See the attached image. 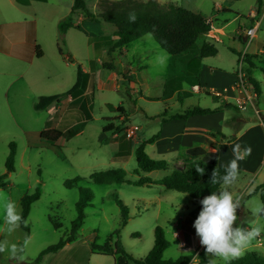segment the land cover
Masks as SVG:
<instances>
[{
	"label": "rangeland",
	"instance_id": "374dc122",
	"mask_svg": "<svg viewBox=\"0 0 264 264\" xmlns=\"http://www.w3.org/2000/svg\"><path fill=\"white\" fill-rule=\"evenodd\" d=\"M251 1L162 0L194 13H203L211 20L214 16L219 18L223 15L215 10L219 8H228L243 15L226 29L224 42L218 45V54L203 60V65L211 69L205 68L202 91L191 87L190 81L196 78L186 69L183 71L181 65L178 67V58L169 56L151 35L129 44L124 52L110 53L116 40L115 26L102 20L90 21L85 13L83 18L90 22L81 26L83 31H71L65 45L58 43L55 21L50 23L46 18L39 21L44 55L41 59L33 55L29 65H22L11 58L7 47L1 49L0 176L6 172L5 161L12 142L17 145V155L15 172L5 180L6 189L0 190V264L31 263L46 247L71 236L80 189H87L94 196L85 209V224L73 234L74 241L57 253L45 256L42 264H119V260L112 256L93 254L91 248L93 242L103 245L109 239L113 245L118 237L127 251L137 259H144L154 246L156 227L164 230L171 243L164 253L165 259L192 256L189 264H203L209 260L225 264L221 258L206 254L200 244L193 225L202 207L191 197L167 190L160 184L99 185L91 176L118 168L126 172L129 183L144 177L158 181L170 175L172 164L151 173L138 170L135 151L139 133L142 139H149L161 130L163 118H168L169 122L171 116L192 107L210 109L218 106L215 91L223 92L229 99L227 104L236 107L225 109L226 122L242 116L250 120V124H257L259 118H264V55L259 54V60L252 58L261 49L260 40H264V32L258 33L259 38L246 50L248 56L244 69L250 68L249 63L253 65L250 70L261 85L262 95L259 100L253 97L252 105L247 104L245 109H241L237 98L244 99V95L231 89L234 86L231 75L237 71L240 57L235 51L240 50L242 55L246 48L242 47L238 32L239 28H247L249 24ZM110 3L109 0L96 2L99 12L94 15L98 18L102 11L110 8ZM235 14L229 17L234 18ZM93 34L97 37L92 42L89 37ZM17 41L22 43L17 46L22 48L20 56L30 58L34 54L32 36L18 35ZM90 43H95L91 50ZM78 66L89 71L85 91L78 98L81 104L66 106L67 96H63L60 104L37 111L34 106L40 97L65 94L73 87ZM255 110H258V115ZM110 124L118 126V131L103 133V127ZM238 126L239 122H232V129L226 137H231ZM59 130L61 133L58 134ZM70 130L81 132L71 136L68 134ZM247 141L252 145L247 161L259 159L264 151L261 129L256 127L242 144L246 145ZM155 151L150 145L146 147L148 155L158 160L161 157L155 155ZM263 168L264 164L258 176L246 178L239 174L237 181L227 186L235 197L240 198L241 207L236 213L240 222H236L234 227L250 228L257 223L262 226L260 235L238 258L255 254L264 261V218L251 214L253 208L263 204L260 195L253 194L263 182ZM36 190H40L41 197L32 205L27 219L30 232L21 228L20 221L18 226L9 230L4 220V205L9 200L15 201L21 214V199ZM117 199L124 202L129 212L125 226L121 225L122 214ZM55 224L61 228H56ZM180 228L183 231L176 235ZM118 229L119 236L115 234ZM6 248L11 253L7 259L2 253ZM127 264L133 263L128 261Z\"/></svg>",
	"mask_w": 264,
	"mask_h": 264
},
{
	"label": "trees",
	"instance_id": "16d2710c",
	"mask_svg": "<svg viewBox=\"0 0 264 264\" xmlns=\"http://www.w3.org/2000/svg\"><path fill=\"white\" fill-rule=\"evenodd\" d=\"M87 1L89 0H74L72 12L69 16L61 20L58 24V43L66 44V35L70 29H78L75 25L73 17L74 11L82 10L90 21L100 20L113 24L116 27L115 37L116 41L111 47V52L124 47L129 44L140 40L146 35H151L158 46L164 50L169 56L180 57L187 52L194 54L198 53V58L214 57L217 54L216 47L209 43L203 42L202 45H198V41L202 39L207 33L211 31L212 23L207 16L203 14L194 13L190 10L179 7L178 5L169 4L166 7L160 5L156 0H147L146 2H137L135 0H123L118 2H111L108 10L102 11L99 15V19L92 14L87 8ZM236 2L242 0H233ZM257 12L261 11V0H258ZM135 17V19H131ZM37 50L39 47H36ZM58 50L61 53V48L58 46ZM195 51H197L195 53ZM38 56L41 57L40 53ZM198 60V59H197ZM73 63V62H72ZM250 68L253 66L249 63ZM250 68L247 69V77L251 84L254 93L257 97L261 95L260 83L252 77ZM85 83L84 71L78 66L76 82L73 87L65 94L49 95L40 97L38 103L35 104L37 111L45 110L53 104H59L60 99L63 96H72L80 92ZM199 81L191 80L190 85H198ZM236 108L232 104H226L219 108L220 110ZM211 109H202L200 107H192L187 109L182 115L172 116L171 119H188L192 116L207 115L217 112ZM237 121L239 126L234 130L231 137H226L221 133L212 134L213 136H220L221 139L232 142L235 140L236 134L244 127L245 119L242 116L234 117L230 121L226 122L227 128H231V123ZM163 122H168L167 119H163ZM264 123V118H262ZM119 127L113 124L103 127V133H110L118 131ZM81 130L73 133L72 130L68 131V134L74 135L80 133ZM61 133L60 130L58 134ZM155 135L146 142L140 143L135 151L136 162L138 170L146 173H151L155 170H162L167 168V162L164 160L156 161L152 159L145 151L146 144H152ZM17 155V145L12 142L10 144V151L5 161L6 172L0 176V189L6 187L5 180L11 173L15 172V159ZM218 153L214 157L212 164H206L202 161L186 159L190 168L186 171L174 170L170 175L164 177L161 180L153 181L150 177L141 178L137 182L129 183L126 179V172L121 169H114L105 172H97L91 176V179L95 184H112V183H128L135 186H145L151 184H160L165 189L176 191L178 193L185 194L191 197L201 207L200 200L205 196L210 195L212 191H219L223 185L220 183L212 184V173L216 170L217 176L224 174V167L218 165ZM78 180H75L77 182ZM73 187V186H70ZM80 199L76 203L77 217L71 224L72 235L67 238L63 237L57 244L46 247L38 256V258L29 264H42L45 256L54 254L64 248L68 243L74 241V235L85 224V209L90 206L94 196L87 189H80ZM254 195H260L262 203L264 204V182L259 185L253 192ZM41 197L40 190H36L31 195H25L21 199V228L29 233L30 229L27 224L31 207ZM117 205L120 208L122 214L121 225L125 226L129 219V212L127 206L122 200L117 199ZM238 217V216H237ZM239 221V218L237 219ZM56 228L60 229L61 225L55 224ZM115 234L119 236L120 229L115 231ZM112 241L106 244L99 245L96 242L92 243V253L95 255L112 256L114 259L119 260V264H127L131 261L135 264H189L192 260V256H181L177 260L164 259V252L171 246V243L166 239L165 232L161 227L155 229V242L152 249L144 259H137L131 252L124 248V245L120 238L111 245ZM201 252L200 254H202ZM203 264H209L205 261ZM229 264H264L262 259H259L255 254H250L242 258H236L229 262Z\"/></svg>",
	"mask_w": 264,
	"mask_h": 264
},
{
	"label": "crops",
	"instance_id": "0c3cea01",
	"mask_svg": "<svg viewBox=\"0 0 264 264\" xmlns=\"http://www.w3.org/2000/svg\"><path fill=\"white\" fill-rule=\"evenodd\" d=\"M98 1L99 0H89L86 3L88 10L92 14H97V12H99V8L95 4ZM109 1L118 2L123 0H109ZM156 1L162 6L174 4L170 2L163 3L162 0H156ZM2 3L4 4L2 5ZM73 4H74V0H0V5H1L0 51L3 47H7V50L10 51L9 56L15 60L20 61L21 64L25 66L32 63L33 55L34 58L37 59L43 58L44 52L41 46V38L39 37L41 32L40 29L41 26L39 25V21H41L43 18H46V20L48 19L49 21H51L50 23H52V21H55L54 23L58 29L59 22L71 14ZM257 5H258V0L251 1V4L248 9V18H247L249 24L247 28H239L238 34L240 35V42H242V47L246 45L245 43L246 38L243 33L244 30L255 26L257 27V34L264 32V0H261L260 13H258L256 10ZM215 10L217 12H221L223 15H220L219 18L218 16H214L213 20L208 18L212 23L211 31L207 33L202 39H200L197 44L200 46L202 45L203 42H209L216 47L218 54V45L224 42L223 38L224 36H226V29L243 15L238 12H232V10L228 8H219ZM234 11H239V10H234ZM234 13H236L235 14L236 16L234 18L233 17L230 18L229 15L232 16ZM198 14H203V13H198ZM73 17L75 20V25L78 27V29H70L67 32L66 43L68 42V35L71 31L73 30L83 31V28H81V26L87 25L88 22H90L87 21L86 18H83L84 11L82 10L74 11ZM45 25H47V22L45 23ZM50 27H52V25H50ZM45 32L47 34L46 28H45ZM18 35L32 36L33 44L31 45V47L34 50V54H32L30 58H25L24 56H20L19 53H21L22 48H17V46L20 47V44L22 43H19L17 41ZM90 36L91 37L89 38H91L90 40L92 42H93V38L97 37L96 34ZM258 38L259 35H257L255 39ZM260 42H261L260 44L261 49L259 50L258 54H253L252 57L253 60L255 59L259 60V54L264 55V40H260ZM94 44L90 43L89 50H91L94 47ZM37 46L39 47L38 50L36 48ZM124 48L121 49L122 52H124ZM118 50L119 49L110 53H116V51ZM14 53L16 54L14 55ZM38 53H40L41 57L38 56ZM190 53L192 52L189 51L184 55L177 57L178 67L179 65H181L183 71L186 69V72L191 74V76L197 78L199 84L191 87L192 88L198 87L202 91V88H204L203 73L205 72V68L208 69L211 68L203 65L202 62L206 58L199 59L198 53L197 54L192 53V56L190 55ZM235 53L238 55V57L241 55L240 50L235 51ZM83 71H84V80H85L89 71H86V69H83ZM231 79L233 83H235V73L234 75L233 74L231 75ZM85 84L86 82L84 83L80 92L72 96H67V100L65 103L66 106L68 104H74V105L81 104L80 102H78V98H80V95L85 91ZM218 93L219 95H216ZM261 95H262V89H261ZM215 96L218 99L217 100L218 106H215L210 109L211 110L218 109L217 112L213 114L198 115V116H192L188 119H177V120L171 119L172 118L171 116L169 122H163V127L157 133L158 136L155 138L154 142L152 144H146L145 151H146V147L150 145L152 148L156 149V151L154 152L155 155H159L161 157L158 160L151 157L152 159L156 161L164 160L167 162V166L172 164L173 165L172 171L174 170L186 171L190 168L189 164L186 162V159L197 160L202 162L205 161L210 165L213 163L216 153H218L219 156L218 165L225 167L232 159L235 158V154L233 153L232 149L235 145L239 144L241 146V152H240L241 158L238 162L240 174H244L246 178L250 177L251 175H255V176L260 175V167L264 164V151L262 156L261 155L259 156L260 157L259 159L256 158L248 162L246 158L248 157L249 152H245L243 151V149L250 148L252 151V145H250L248 141L246 145H244L242 144V141L244 139H248L250 137V134L253 132V130L256 127H259L261 129L262 137L264 141V123L259 118L258 119L259 123L250 124V120L244 117L245 119L244 127L236 134L235 140H233L232 142H227L226 140L221 139L220 136H213L212 134H216V133H221L225 136H228L230 134V128H227L226 126L227 117L225 118V114L227 113V111H225V109L223 110L219 109L225 106L227 102H229V99L225 96V94H223V92L220 91H215ZM233 96H236V94H234ZM260 96L257 97L258 100ZM60 103H61V99L59 104ZM53 105H58V104H53ZM182 114H184V112L175 115H182ZM163 119H167L168 121V118H163ZM139 135H140L139 140H136L138 141V145L152 138L151 137L149 139H142L140 133ZM167 156L171 158H167ZM244 159L246 160L244 161ZM262 181L264 182V171H263ZM2 189H6V187L1 188L0 190ZM182 231L183 230H181L180 228V230H177V232L175 233L176 235H178V233ZM1 240L2 239H0V241ZM9 251L10 250L6 248L5 252H2L5 259H7L6 257L11 256V253ZM10 264H29V263L16 262Z\"/></svg>",
	"mask_w": 264,
	"mask_h": 264
},
{
	"label": "clouds",
	"instance_id": "9594fccd",
	"mask_svg": "<svg viewBox=\"0 0 264 264\" xmlns=\"http://www.w3.org/2000/svg\"><path fill=\"white\" fill-rule=\"evenodd\" d=\"M131 19L134 20L135 17ZM232 151L235 158L224 167V174L218 177L216 170L212 173L211 183H220L225 187L219 191H212L210 195L200 200L202 209L193 225L205 253L221 258L225 264L238 258L262 231V226L258 223L250 228L240 225L234 227L238 219L237 209L241 207L240 198L235 197L227 186L233 185L239 177L241 146L235 145ZM243 151L250 153L251 149L245 148ZM3 214L9 230L18 226L21 216L15 201H7L3 207ZM251 214L264 218V204L253 208ZM209 264H215V261L209 260Z\"/></svg>",
	"mask_w": 264,
	"mask_h": 264
},
{
	"label": "built area",
	"instance_id": "2783aa9c",
	"mask_svg": "<svg viewBox=\"0 0 264 264\" xmlns=\"http://www.w3.org/2000/svg\"><path fill=\"white\" fill-rule=\"evenodd\" d=\"M243 33L246 38L245 40L246 48L243 54L240 55L238 59V69L235 72V83L234 86L232 87L233 91L238 90L241 94L244 95V99L237 98L238 107L241 109H245L247 104L252 105L253 97H257L253 91L251 84L249 83L247 72L244 70L246 63L245 59L247 55L246 50L257 36V27L254 26L252 28L246 29L243 31ZM225 92H227V90H225ZM216 95H219V93ZM255 112L258 115V110H255Z\"/></svg>",
	"mask_w": 264,
	"mask_h": 264
}]
</instances>
